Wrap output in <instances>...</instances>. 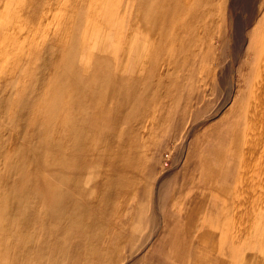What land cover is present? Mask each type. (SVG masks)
<instances>
[{"label":"rangeland","instance_id":"rangeland-1","mask_svg":"<svg viewBox=\"0 0 264 264\" xmlns=\"http://www.w3.org/2000/svg\"><path fill=\"white\" fill-rule=\"evenodd\" d=\"M263 10L0 0V264H264V210L223 205Z\"/></svg>","mask_w":264,"mask_h":264},{"label":"bare ground","instance_id":"bare-ground-1","mask_svg":"<svg viewBox=\"0 0 264 264\" xmlns=\"http://www.w3.org/2000/svg\"><path fill=\"white\" fill-rule=\"evenodd\" d=\"M189 1L190 0H188V2ZM185 12H186V10H185ZM155 15H157V13ZM183 15H185V14H183ZM160 16H162V15L160 14ZM177 19H178V17H177ZM147 20H148V17H147ZM145 21H146V19H145ZM262 23H264V10H263V15H262ZM161 25H163V24H161ZM258 25H259V23H258ZM176 28H178V27H176ZM260 28L261 27H259L258 30L256 31L255 37H254L255 40L252 41V43H251V41H249L250 37L247 38V48H246V52H245L246 56H245V60H244V64H245L244 66L246 68V71H245L246 73L242 75L243 80H244V82L242 81V83H244L245 90H244V94L242 95V98L238 102V106L236 107V109L232 110L228 114V117H229V115L236 114L237 112H238V114H236L234 116V118H232V119L227 117L225 119V121H223V124L226 122L224 125L227 128H225V129H227L226 131L229 134V137H228L229 138V141H228V147L229 148L225 149V150H227V156H228V159L230 162L229 166L231 167V170H228V172H230L231 175L234 176V177L230 176V177L234 178V183L232 186L233 190L229 189V187H228V189H229L228 191H231V190L232 191L230 193L228 192L229 195L227 194V196H225V197H227V199H226V203L223 205H224V207L228 213L233 214L234 220L231 222L230 225L233 228V231L235 230L237 232H240V231L242 232V229H244V225L246 224L245 221L247 220L246 216L248 218L247 214L252 213L251 212L252 210H254V212H257V213L264 210V26L262 28V32H261ZM150 29L153 30L152 28H150ZM178 29H177V31H178ZM181 29H182V27H181ZM174 31L175 30H173V32ZM177 31H175V32H177ZM128 33H129V31H128ZM128 33L125 32V36ZM178 34H179V32H178ZM257 34H258L259 39H257ZM144 35H145V32H144ZM176 35L177 34H175V36ZM182 36H183V34H182ZM151 37H152V35H151ZM125 39H126L125 37H122V42H124ZM249 42H250V44H249ZM159 43H162V42L160 41ZM141 80H143V79L141 78ZM225 105H227V102L224 103V106ZM225 126H223L222 128H224ZM225 129H224V131H225ZM224 131H222V132H224ZM220 135H221V132H220ZM213 142H215V141H213ZM206 145H207V143H206ZM226 145H227V143H226ZM220 149H223L222 146ZM218 150H219V148H218ZM204 151H205V148H204L203 152ZM216 151H217V149H216ZM217 157L214 159H217ZM207 159H209V158H207ZM218 161H220V160L218 159ZM202 162L205 163L206 160L202 161ZM207 163H210V162H207ZM213 163H214V161H213ZM221 163H224V162H221ZM217 164L218 163H216V165ZM223 170L225 172V169H223ZM220 171H222V170L220 168H217L215 170V172H216L215 174L217 176H220L221 175ZM213 177H214V175H213ZM220 177H222V175ZM229 179H231V178H229ZM226 181L228 182V179ZM226 181H222V182L227 183ZM230 181H233V180H230ZM226 185H228V183ZM219 187H220V185H219ZM219 189H221V188H219ZM202 190H203V188H202ZM188 211H189V209H188ZM230 214H228V216ZM251 218H252V216H251ZM253 218H254V216H253ZM252 221H254V219H252ZM256 221H259V220L256 219ZM254 225H255V223H254ZM245 226H247V225H245ZM256 226H257V224H256ZM256 226H254L255 229H256ZM225 228L227 229L228 227H225ZM251 228L252 227H249L248 229L251 230ZM259 228L261 229L260 226H258V229ZM244 231H247V230H244ZM244 231L242 233H244ZM256 232H258V231H256ZM246 233L247 232H245L244 234H246ZM199 235H200V233H199ZM242 237H244V236L242 235ZM235 242L237 244V240ZM223 251H224V249L222 250V252ZM216 258H217V256H216ZM248 264H249V262H248Z\"/></svg>","mask_w":264,"mask_h":264}]
</instances>
